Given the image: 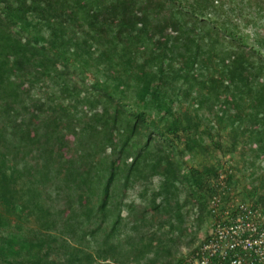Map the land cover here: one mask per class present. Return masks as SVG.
Listing matches in <instances>:
<instances>
[{"label": "trees", "instance_id": "16d2710c", "mask_svg": "<svg viewBox=\"0 0 264 264\" xmlns=\"http://www.w3.org/2000/svg\"><path fill=\"white\" fill-rule=\"evenodd\" d=\"M0 6V264H171L169 237L188 233L181 174L160 150H149L148 114L189 101L204 85L198 76L223 64L231 84L202 97V110L212 116L223 95L234 107L252 96L251 113L241 121L262 128L253 142L264 155V81L253 56L222 50L216 59L226 36L176 0H0ZM36 23L40 45L23 35ZM74 65L105 75L112 90L98 91L96 83L81 90ZM52 82L53 100L33 95ZM157 177L160 187L134 223L139 241H147L124 246L117 235L119 188ZM136 209L130 205L129 216ZM26 218L33 227L22 225ZM148 218L158 220L156 232H145Z\"/></svg>", "mask_w": 264, "mask_h": 264}, {"label": "rangeland", "instance_id": "374dc122", "mask_svg": "<svg viewBox=\"0 0 264 264\" xmlns=\"http://www.w3.org/2000/svg\"><path fill=\"white\" fill-rule=\"evenodd\" d=\"M176 4L178 8L194 13L200 20L226 36L228 43L214 50L216 59L222 50H244L253 56L255 74L259 78L258 82L263 83L264 0H206L203 3L200 0H176ZM2 9L3 6H0V12ZM39 25L40 23H36L29 26L27 32L23 33L24 37L34 38V45L41 44L40 38L33 33ZM42 36L47 37L48 34L43 32ZM141 64L142 74H145L146 65ZM64 66L58 68L60 74L64 73ZM88 66L91 67L90 64ZM70 69L75 73L73 81L79 84L81 90L85 91L95 83L98 84V91L105 87L112 90L111 82L105 75L95 76L91 70L83 69L80 65L71 66ZM198 79L204 82V85L195 88L194 95L189 101L179 98L172 101L161 115L152 112L147 117L148 134H152L154 139L149 150L154 153L160 150L164 162L170 158L181 174L182 182L177 186L178 196L180 203L185 205L186 215L182 230L186 228L188 233L181 236V232L176 231L169 237L168 245L173 255L170 257L171 264H178L181 259L187 257L208 235L215 222L208 209L212 198L222 199L220 212L234 200L264 210V155L257 152L258 148L253 142L256 131L262 128L252 129L249 123L241 121L251 113L253 97L246 96L240 99L239 106L235 107L228 95L215 98L217 107L211 116L207 110H202L200 100L206 95L212 96L213 90L220 89L221 82L230 85L229 74L223 64L216 62L205 76L200 75ZM57 91V86L52 82L47 88L35 90L33 95L43 101H50L55 98ZM139 103L143 104L144 101L140 100ZM229 106L233 107L231 114L223 116L222 111ZM221 117L224 119L220 122L218 119ZM146 141L147 139L136 149H140ZM128 157L132 159L131 154ZM196 172L199 173L202 187L196 185L194 176ZM161 181L162 179L157 177L153 180H142L128 187L121 185L119 188L117 200L121 205L117 215L120 214L122 222L117 235L123 240L124 246L126 241L131 240L143 245L146 243V239L139 241L134 231V223H137L135 220L142 208L150 206L152 191L159 189ZM145 190H148L147 195L144 194ZM192 191H196L197 194L192 195ZM144 195L145 198L142 199L141 196ZM199 202L206 206V211H202ZM132 204H136L137 209L129 216L128 209ZM32 220L26 218L21 223L28 229L33 227ZM147 221L145 232H156L158 220L148 218ZM168 232L169 230L165 229L161 234L167 235ZM91 246L95 249V242Z\"/></svg>", "mask_w": 264, "mask_h": 264}, {"label": "built area", "instance_id": "2783aa9c", "mask_svg": "<svg viewBox=\"0 0 264 264\" xmlns=\"http://www.w3.org/2000/svg\"><path fill=\"white\" fill-rule=\"evenodd\" d=\"M221 203V198H212L211 230L178 264H264V210L234 200L220 212Z\"/></svg>", "mask_w": 264, "mask_h": 264}]
</instances>
